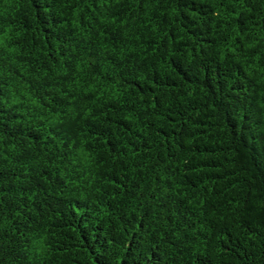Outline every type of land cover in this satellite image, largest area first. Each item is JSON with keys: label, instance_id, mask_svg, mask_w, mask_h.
Here are the masks:
<instances>
[{"label": "trees", "instance_id": "trees-1", "mask_svg": "<svg viewBox=\"0 0 264 264\" xmlns=\"http://www.w3.org/2000/svg\"><path fill=\"white\" fill-rule=\"evenodd\" d=\"M0 264H264V0H0Z\"/></svg>", "mask_w": 264, "mask_h": 264}]
</instances>
